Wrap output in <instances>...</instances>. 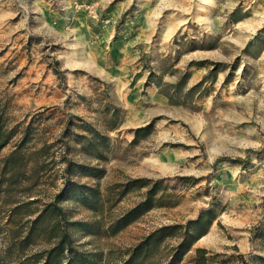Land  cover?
I'll return each mask as SVG.
<instances>
[{"label":"rangeland","instance_id":"obj_1","mask_svg":"<svg viewBox=\"0 0 264 264\" xmlns=\"http://www.w3.org/2000/svg\"><path fill=\"white\" fill-rule=\"evenodd\" d=\"M0 101V264H264V0H0Z\"/></svg>","mask_w":264,"mask_h":264},{"label":"trees","instance_id":"obj_2","mask_svg":"<svg viewBox=\"0 0 264 264\" xmlns=\"http://www.w3.org/2000/svg\"><path fill=\"white\" fill-rule=\"evenodd\" d=\"M6 122L7 118L5 106L0 101V150L8 143L12 136V132L7 128ZM144 128L146 129V127ZM144 128H137L135 130V135H137V133L139 131H142ZM5 162H7V160ZM137 181H139V179L135 180L134 182ZM155 193V186H151L147 191L148 195L143 201L138 203L135 207H133L131 210H129L113 222V224L110 226L112 232L118 231L119 229L133 221L135 218H137L142 212L150 209L153 206V203L157 201V198H155ZM59 212H61V208ZM208 213L209 210H204L198 215L197 218L190 220L188 222L189 226L187 225V228L185 227L186 232L188 233L189 231H191L189 230L190 226L193 227L192 231H194V229H196L197 227H201L202 223H204L203 217ZM173 227L174 226H162L157 230L153 231L146 239L161 241L166 236H168L166 231L172 229ZM202 234L203 232L197 233L194 236V239H191L189 242H185L184 238V240L177 245L176 251H178L179 254L184 253L189 248L191 243ZM149 243L156 242H145V244ZM196 252L201 255V253L204 252V249L197 248ZM95 255L96 254H93L91 252H84L82 250H79L73 242H70V236L67 233L63 232L59 238V242H52L50 246L45 247L41 251L33 254V264H97ZM131 261H133V257L128 259L124 264H129ZM197 262L198 264H201V261L198 260Z\"/></svg>","mask_w":264,"mask_h":264}]
</instances>
